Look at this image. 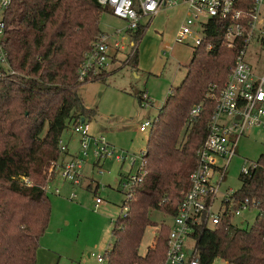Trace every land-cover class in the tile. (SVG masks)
Masks as SVG:
<instances>
[{"label":"trees","instance_id":"16d2710c","mask_svg":"<svg viewBox=\"0 0 264 264\" xmlns=\"http://www.w3.org/2000/svg\"><path fill=\"white\" fill-rule=\"evenodd\" d=\"M103 12L110 14L97 0H10L0 12L1 52L7 66L0 64V264H36L39 238L51 212L46 184L62 152L61 134L94 113L84 106L79 88L100 80L102 70L82 81L78 71L103 34L99 27ZM223 23L216 18L208 21L184 78L169 90L152 119L143 151L145 174L125 192L121 210L126 206V213L120 211L114 222L112 244L103 254L105 264H159L165 258L170 225L160 224L143 254L139 247L146 228L157 226L152 212L173 219L188 190V176L215 104L207 96L209 88L220 89L234 64L236 49L221 42ZM147 25L139 23L128 31L134 44L127 65L133 68L136 45ZM142 94L139 101L147 102ZM197 104L202 106L193 116L190 111ZM240 180L237 198L261 201L256 219L249 228L231 216L213 228L196 226L190 239L200 264L216 259L225 264H264V169L240 174Z\"/></svg>","mask_w":264,"mask_h":264},{"label":"rangeland","instance_id":"374dc122","mask_svg":"<svg viewBox=\"0 0 264 264\" xmlns=\"http://www.w3.org/2000/svg\"><path fill=\"white\" fill-rule=\"evenodd\" d=\"M184 18L185 6L179 5L162 8L149 23L147 19L142 20L143 26L148 25L137 42V67L133 68L127 65L133 51V38L132 34L125 32V21L107 12L100 16L99 27L109 37L107 44L111 58L101 72V79L82 84L79 94L84 106L94 110L92 116L86 117L90 135L102 136L119 152L134 154L137 158L134 171L147 140L148 130L140 131V124L157 115L158 107L164 103L169 90L184 78L192 57V40L182 43L174 40ZM114 40L119 41L117 47ZM252 65L262 75L264 56ZM142 92L147 93V102L139 101ZM61 140L64 144L69 143L71 151L78 152L77 136L69 127L62 132ZM86 153L82 158L79 184L65 181L60 175L61 170L48 179L46 194L51 212L48 225L39 238L36 264H101L97 256L103 255L112 244L111 231L126 198V189L119 182L122 173L126 172L127 162L121 166L114 157L97 161L91 142ZM262 155L264 129H247L240 140L237 155L224 175L221 190L241 188L240 174L245 159L256 161ZM72 192L74 196L70 197ZM95 196L103 200L99 207L94 206ZM257 214V211L245 212L234 221L249 228ZM150 218L157 226L146 228L139 247L142 254L152 245L160 224L172 223V217L159 211L152 212ZM212 264L225 262L216 259Z\"/></svg>","mask_w":264,"mask_h":264},{"label":"built area","instance_id":"2783aa9c","mask_svg":"<svg viewBox=\"0 0 264 264\" xmlns=\"http://www.w3.org/2000/svg\"><path fill=\"white\" fill-rule=\"evenodd\" d=\"M10 0H0V12L4 10ZM106 6L110 14L125 21V32L135 30L142 20L148 23L162 8L185 6V18L176 31L174 40L178 43L192 40L194 46L199 45L205 36L206 24L212 18L223 23L222 45L235 48L234 64L229 70L226 80L220 89L215 85L209 88L207 96L214 100V108L208 123V132L204 142L196 151L197 163L190 172L189 187L185 192L177 213L172 219L170 231L166 240V255L159 264H200L197 249L190 239V234L196 226L215 227L224 216L241 217L245 212H259L261 201L257 197L246 196L238 199V189L228 187L221 190L224 175L229 164L237 155L240 140L249 128L264 129V73L258 74L252 65L260 56H264V0H97ZM4 31V22L0 20V37ZM117 33H121L117 31ZM102 34L95 42L78 71L79 80L90 79L99 70H103L111 58L108 51L109 37ZM124 36V35H123ZM116 41V42H115ZM115 42V43H114ZM118 46L119 41H113ZM134 41L132 40L131 46ZM212 47L208 43L207 48ZM0 64L5 65L1 52ZM5 68L7 66L5 65ZM12 73V71H10ZM1 76V70H0ZM143 93V99L146 98ZM146 100V99H145ZM201 104L195 105L191 115H197ZM152 120L146 119L140 126V131H146ZM72 132L80 138V154L60 167L64 180L77 185L80 182V170L83 157L86 156L88 143L94 147L97 161L107 157H114L120 164H126L128 171L120 178V186L126 191L139 181V175H144L143 155L134 171L137 158L134 154L117 151L102 136H92L86 119L81 118L72 125ZM60 150L66 147L60 142ZM264 155L259 160L245 159L241 175L251 171L264 169ZM52 169L50 168L49 171ZM58 190L56 189V192ZM74 193L70 195L73 197ZM103 202L101 197L95 196V206ZM127 207L121 210L126 213ZM190 240L191 243L188 241ZM190 252V253H189ZM99 263H105L103 255L97 256Z\"/></svg>","mask_w":264,"mask_h":264},{"label":"crops","instance_id":"0c3cea01","mask_svg":"<svg viewBox=\"0 0 264 264\" xmlns=\"http://www.w3.org/2000/svg\"><path fill=\"white\" fill-rule=\"evenodd\" d=\"M132 40V39H131ZM143 93H145L146 95H147V93L146 92H143ZM148 96V95H147ZM161 107V106H160ZM160 107H158V108H160ZM159 110V109H158ZM71 131V130H70ZM71 133L72 134H74V135H76L77 136V141H78V152L76 151V152H73V151H71L70 150V147H69V143L68 142H66V144H64L63 142H62V140L60 141L61 142V144L62 145H64L65 147H66V150L65 151H63V152H61V154H60V157H59V159L57 160V164L58 165H62V164H64L66 161H68V160H70V159H73V158H75V157H80L81 156V154H80V138H79V136L77 135V134H75L74 132H72L71 131ZM109 144V143H108ZM110 145V144H109ZM111 146V145H110ZM113 147V146H112ZM144 151V150H143ZM142 151V152H143ZM83 162H84V160H83ZM121 166H123V164H121ZM82 169V168H81ZM126 170V172H125V174L124 173H122V175L120 176V178H122V176H124V175H126V173H127V171H128V167L127 168H125ZM57 170H60V167H56L55 169H54V172L52 173V177L54 176V174L56 173V171ZM60 175H61V173H60ZM62 177V176H61ZM82 177V176H81ZM66 181V180H65ZM120 183V182H119ZM120 185V184H119ZM97 187L98 186H96V191H97ZM56 191V190H55ZM101 204H103V202L101 203ZM100 204V205H101ZM100 205H98L97 207H99ZM94 206H95V204H94ZM96 207V206H95Z\"/></svg>","mask_w":264,"mask_h":264},{"label":"water","instance_id":"95a60500","mask_svg":"<svg viewBox=\"0 0 264 264\" xmlns=\"http://www.w3.org/2000/svg\"><path fill=\"white\" fill-rule=\"evenodd\" d=\"M190 253V252H189Z\"/></svg>","mask_w":264,"mask_h":264}]
</instances>
